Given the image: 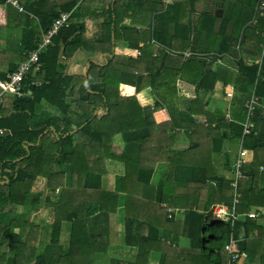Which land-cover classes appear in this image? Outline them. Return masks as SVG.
Instances as JSON below:
<instances>
[{
    "label": "trees",
    "instance_id": "16d2710c",
    "mask_svg": "<svg viewBox=\"0 0 264 264\" xmlns=\"http://www.w3.org/2000/svg\"><path fill=\"white\" fill-rule=\"evenodd\" d=\"M79 1H72L61 11H72ZM200 1L174 2L166 8L163 0H152L153 6L149 1L143 10L156 12L153 39L167 50L160 49L154 57L153 44L149 42L139 55V41H130L128 55H131L125 64L120 58L119 61L111 59L104 66L93 63L87 76L67 75L62 71L65 60L71 59L83 44L74 23L77 18L74 10L69 26L63 27L54 38V44L43 51L40 71L29 73L24 81L32 95L13 98L11 108L0 106V264H102L99 257L105 254L107 243L103 236L93 234L92 218L117 214L121 196L125 197L128 219L146 227L137 243L136 264H149L152 250L164 252L160 264L169 262L167 248L182 251L179 246L167 245L161 240L163 230L156 227L160 224L153 222L154 225L149 226L144 218H133L130 213L139 205L155 210L154 219L166 224L164 232L170 234L178 229L180 234L181 231L173 241L185 235L192 247L201 249L199 254H180L177 264H228L231 257L226 244L232 229L216 221L211 213L215 204L231 205L234 201L235 178L220 176L214 164L215 155L223 153L227 143L237 149L234 161L241 151L246 153L241 156L244 178L238 182L241 198L237 212L246 215L245 220H239L236 225V230L242 225L246 229V239L240 241V247L251 261L264 264V226L258 224V216L248 214L255 210L264 215V185L261 186L264 178V109L261 107L264 56L261 64H248L240 59L238 73L222 67L214 69L219 57L231 51L232 41H239L243 29V46L258 52L263 50L264 13H258L247 27V11L238 17H228L220 29L222 35L216 36L219 19L212 12L213 5L200 14L198 23L188 16ZM212 1L214 6L222 7L227 2ZM262 1L244 0L241 10L251 5L254 12ZM188 6L189 20L182 22V11ZM11 8L12 17L30 18L27 11L31 10L26 5L25 12ZM60 12L53 10L52 14L39 18L44 33ZM232 22L234 30L228 36L226 30ZM117 25L118 22L116 28ZM44 33L32 28L30 22L23 25L22 61L38 48ZM204 41L207 46L220 41L222 46L219 49L203 47ZM99 50L109 52L111 49H96ZM187 50L191 55L182 64H172L170 51ZM218 81L227 85L228 92L233 86L230 98L234 99L230 106H234V118L231 114L227 118L211 113L208 103L203 101L201 94L212 93ZM182 87H187L189 92L181 90ZM180 94L186 100L184 109H181ZM252 95L254 111L249 115L247 104ZM69 98H72L70 103ZM43 101L61 114L44 112ZM248 118L254 124L250 133H246ZM177 129L187 131L191 145L186 150L175 148L176 136L172 132ZM117 135L122 136L123 147L115 144ZM230 157H227L228 167ZM107 159L120 161L126 167V175L118 178L116 191L102 189ZM162 162L169 164L168 172L153 186V174ZM66 168L70 169L69 176ZM180 168L192 169L191 179H180ZM38 177L48 180L52 193L46 197L47 204L54 207L50 242V226H40L30 220L43 196L32 192ZM58 189L61 191L59 200L55 198ZM163 204L185 209V221L178 223L168 219ZM20 206L27 209L20 211ZM67 223L71 224L70 248L63 251L58 247ZM168 225H177V228L167 232ZM18 229H27V236L23 238ZM255 230L259 231L258 237Z\"/></svg>",
    "mask_w": 264,
    "mask_h": 264
},
{
    "label": "crops",
    "instance_id": "0c3cea01",
    "mask_svg": "<svg viewBox=\"0 0 264 264\" xmlns=\"http://www.w3.org/2000/svg\"><path fill=\"white\" fill-rule=\"evenodd\" d=\"M74 0H0V79H6L8 74L12 71V67L17 65L20 61H22L21 56H23V25H27L29 22L32 25V28L40 29V33H44L42 31V26L40 23V17H45L49 14H52L53 10L61 11V8L64 6H69ZM152 3V0H80L78 5L72 11H61V12H69L72 16L74 10L77 12L75 18V24L77 26L76 30H78V34L81 35L82 46H80L75 54L68 61L65 60V65L62 66V71L67 75H79V76H87L90 66L93 63L98 65H106L109 64L111 59L121 58L124 64L127 62V56L130 52L131 48L130 41L135 42L139 41V55L142 54V49L146 48L149 42L153 44V54L152 56L156 57L160 49L167 50L163 45L157 43L153 39V33L156 26L155 13L156 12H146L143 8L146 6L145 4L148 2ZM16 2V3H15ZM163 7L166 8L168 4L174 2H188V0L181 1H173V0H163ZM244 0H227V2L222 6L217 5L214 6V2L212 0H202L197 3L195 7V11L191 12L188 15L192 18V21L198 23V17L202 14L206 9L210 6L212 7L213 14L219 19L218 24L216 26V36L222 35L220 29L223 25L224 19L226 18H234V16L238 17L243 11H247V21L246 27L255 21L258 13H262L259 8L253 9L250 8L251 5H245L242 8V4ZM31 12L27 11L30 14V18L18 19L16 17H12L9 15V11L11 7L17 8L20 12H25V5ZM235 4L237 6H235ZM250 6V7H249ZM190 7L188 6L187 10L183 9L182 11V22H187L189 17L186 15ZM12 10V8H11ZM60 12V14H61ZM36 14H39L37 16ZM70 16V19H71ZM69 19V21H70ZM69 21L66 26H69ZM118 22L117 28L115 24ZM234 22L230 23L229 28L226 30V34L229 36L233 33L234 30ZM158 24V22H157ZM65 27V26H64ZM63 28V27H62ZM61 28V29H62ZM132 29H135L133 31ZM174 28L172 27L171 32H173ZM131 30V31H130ZM242 30V35L239 41H232L231 51L216 61L214 69L217 67H222L229 69L234 73H238L237 62L240 59H244L246 63H262L264 56V43L263 50L258 52L252 50L250 48H246L243 46L242 42L245 36V33ZM150 32V34H149ZM45 34V33H44ZM41 35L40 37H42ZM149 36L151 39H149ZM151 40V41H150ZM203 47H213L212 49H219L222 46L221 42H215L211 44V46H207V42L204 41L202 43ZM106 48L111 49L109 52L107 51H96L97 48ZM173 63L176 65L182 64L183 60L188 58L191 55V51H183L181 52H172ZM120 65V64H118ZM161 66V64H160ZM122 67V66H120ZM119 67V68H120ZM187 87H182L181 90L186 92ZM227 90V91H226ZM228 89L227 85L224 82L218 81L215 90L212 93L204 92L202 93L203 101L208 103V110L214 114H220L229 117L228 114L233 116V108H231V103L233 104V99L227 95ZM235 96L237 93H234ZM253 96V95H252ZM251 96V97H252ZM181 109L186 102L185 97L179 95ZM12 99H9L4 105L6 108H11ZM72 98L68 99L70 103ZM227 104L225 106L224 104ZM44 112L49 114H61L60 111L52 109V107L46 102L43 101ZM261 107L264 109V101L261 103ZM76 109V107L74 106ZM173 135L176 136V150H186L190 147L191 142L187 136V131L185 129H177L172 132ZM117 146L123 147L124 141L121 135H117L114 140ZM227 143L224 147L223 153L215 155L214 164L216 166V171L220 176H224L227 179H232L234 177L232 165L236 162L234 161L235 153L237 149L235 146L229 145ZM231 156L230 167L227 165V157ZM240 156V153H239ZM223 161V164H222ZM106 167V174L102 177V189L107 191H116L118 178L120 176L126 175V167L125 164L116 161L113 159H107L104 163ZM57 171L60 170L59 166H55ZM169 164L166 162L159 163L156 167V170L153 174L152 185L157 186L163 176L168 172ZM68 174L70 175V169L66 168ZM229 172L233 173V175H229ZM193 175V170L189 168H180L179 169V178L180 179H191ZM264 185V178L261 180V186ZM32 192L39 194L42 193V199L38 206V209L32 212L30 220L35 222L37 225L43 226L48 224L50 226V233L48 236V241H51L52 231H53V223H54V207H51L46 202L47 195L52 193L48 188V180L45 177H38L33 185ZM60 189L56 191L55 198L59 200L60 198ZM163 208L166 210L167 218L172 219L178 223H182L186 219L187 211L183 208H173L176 209V216L171 218L168 213V205L163 204ZM27 209V206H20V211H24ZM131 215L137 217H142L147 221L149 226L154 225L153 222L158 223L160 225H156V227H160L163 230L161 235V240L163 242H167V245H172L174 247L179 246L182 251H177L175 249L167 248L165 251L169 254V262L167 264H177V260L180 254L187 253H200V248H194L191 246L189 240L182 235L178 240L173 241L177 235H181L179 230L172 231L170 234L164 232V226L166 224L163 221L160 223L154 219L156 215L155 210L148 206V208L144 205H139L137 210H133ZM250 217L258 216V224L264 226V215L261 212L256 213L255 210L250 211ZM261 214V215H260ZM160 214L157 212V218ZM245 216L246 215H242ZM245 220V219H244ZM92 227L94 230L93 234L103 236L105 239V244L107 243L106 252L101 257H99L102 264H136L139 256V245L137 244L141 239V232L145 234V228L138 226V224L131 219H128L126 216L125 210V197L121 196L120 198V206L117 214H112L107 218H103L102 216H95L92 218ZM155 227V228H156ZM242 227L239 230H236V237H239L242 233ZM177 228V225H168L167 232ZM21 236L26 237L28 230L27 229H18L17 230ZM259 231L255 230V237H258ZM156 235V234H155ZM67 239H66V238ZM70 238H71V224H65V231L62 232L61 236V245L58 247L63 251H66L70 248ZM246 236L242 239L245 240ZM174 242V243H173ZM104 244V245H105ZM163 247V245H162ZM163 251L161 249L152 250L150 254L149 264H160ZM174 259L175 261H173ZM35 264V263H33ZM239 264H260L259 262H253L249 258H243Z\"/></svg>",
    "mask_w": 264,
    "mask_h": 264
},
{
    "label": "built area",
    "instance_id": "2783aa9c",
    "mask_svg": "<svg viewBox=\"0 0 264 264\" xmlns=\"http://www.w3.org/2000/svg\"><path fill=\"white\" fill-rule=\"evenodd\" d=\"M16 3V2H15ZM259 9L264 13V0L259 5ZM71 14L69 12H61L60 16L54 20L53 25L44 34L42 42L38 48L32 50L28 54V59L19 63L17 69L10 72L6 79H0V106H4L6 102L11 98H23L32 95V90L28 85H24V81L28 79L29 73L39 72L42 64L40 58L43 51L54 44V38L59 34L62 27L68 24ZM264 36V30H263ZM228 97H233V86L231 91L228 92ZM255 97L253 96L250 103L247 104L249 109V115L254 111ZM254 127V124L250 122L248 118L246 123V133H250V128ZM246 154L244 151L240 152V156L236 162L232 165L234 172L235 195L233 204L228 205L224 203L215 204L211 213L216 221L229 225L232 229V234L229 242L226 244V250L230 253V261L228 264H239L243 258H247L246 252L241 250L240 241L246 236V229L242 227V233L239 237H236V225L241 220V215L237 212V206L240 203L241 193L238 190V182L244 178L243 173V159L241 156ZM169 217L176 216V209L168 207Z\"/></svg>",
    "mask_w": 264,
    "mask_h": 264
},
{
    "label": "rangeland",
    "instance_id": "374dc122",
    "mask_svg": "<svg viewBox=\"0 0 264 264\" xmlns=\"http://www.w3.org/2000/svg\"><path fill=\"white\" fill-rule=\"evenodd\" d=\"M131 54H129V55H126L127 57H129ZM121 59V58H120ZM225 106H227V104L225 103L224 104ZM222 164H223V161H222ZM234 173V172H233ZM233 173H231V172H229V175H233ZM66 238V237H65ZM67 239V238H66Z\"/></svg>",
    "mask_w": 264,
    "mask_h": 264
},
{
    "label": "water",
    "instance_id": "95a60500",
    "mask_svg": "<svg viewBox=\"0 0 264 264\" xmlns=\"http://www.w3.org/2000/svg\"><path fill=\"white\" fill-rule=\"evenodd\" d=\"M173 1H181V0H173ZM240 219H241V220H244V219H245V216H241Z\"/></svg>",
    "mask_w": 264,
    "mask_h": 264
}]
</instances>
